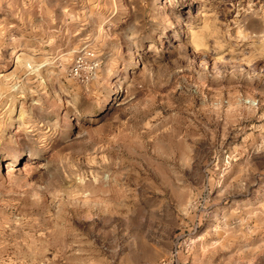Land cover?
Listing matches in <instances>:
<instances>
[{"label":"rangeland","instance_id":"rangeland-1","mask_svg":"<svg viewBox=\"0 0 264 264\" xmlns=\"http://www.w3.org/2000/svg\"><path fill=\"white\" fill-rule=\"evenodd\" d=\"M172 256L264 264V0H0V264Z\"/></svg>","mask_w":264,"mask_h":264},{"label":"built area","instance_id":"built-area-1","mask_svg":"<svg viewBox=\"0 0 264 264\" xmlns=\"http://www.w3.org/2000/svg\"><path fill=\"white\" fill-rule=\"evenodd\" d=\"M160 264H180L178 263V259H175V256H172L169 259H163Z\"/></svg>","mask_w":264,"mask_h":264},{"label":"bare ground","instance_id":"bare-ground-1","mask_svg":"<svg viewBox=\"0 0 264 264\" xmlns=\"http://www.w3.org/2000/svg\"><path fill=\"white\" fill-rule=\"evenodd\" d=\"M7 173H10V172H12L13 171V168H12V166L11 165H9L8 167H7Z\"/></svg>","mask_w":264,"mask_h":264}]
</instances>
